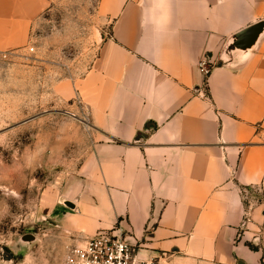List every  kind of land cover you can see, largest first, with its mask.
Returning <instances> with one entry per match:
<instances>
[{"label": "crops", "instance_id": "0c3cea01", "mask_svg": "<svg viewBox=\"0 0 264 264\" xmlns=\"http://www.w3.org/2000/svg\"><path fill=\"white\" fill-rule=\"evenodd\" d=\"M54 1L0 0V53L26 45ZM95 2L98 54L57 86L94 137L67 179L63 231H111L168 264H264V191L242 194L264 189V34L225 56L264 0Z\"/></svg>", "mask_w": 264, "mask_h": 264}, {"label": "rangeland", "instance_id": "374dc122", "mask_svg": "<svg viewBox=\"0 0 264 264\" xmlns=\"http://www.w3.org/2000/svg\"><path fill=\"white\" fill-rule=\"evenodd\" d=\"M97 8L56 0L26 45L0 55V264H61L83 241L62 229L63 194L94 137L57 86L82 78L96 58Z\"/></svg>", "mask_w": 264, "mask_h": 264}, {"label": "built area", "instance_id": "2783aa9c", "mask_svg": "<svg viewBox=\"0 0 264 264\" xmlns=\"http://www.w3.org/2000/svg\"><path fill=\"white\" fill-rule=\"evenodd\" d=\"M30 52L35 48L30 47ZM6 56V53H0ZM216 62L211 57H203L199 62V70L205 80L215 67ZM262 187H246L242 189L244 200L250 203L254 198H260ZM261 199V198H260ZM250 220V212L246 213ZM61 264H161L159 259H142L135 245L127 243L111 231H99L93 236L83 238L68 248Z\"/></svg>", "mask_w": 264, "mask_h": 264}, {"label": "water", "instance_id": "95a60500", "mask_svg": "<svg viewBox=\"0 0 264 264\" xmlns=\"http://www.w3.org/2000/svg\"><path fill=\"white\" fill-rule=\"evenodd\" d=\"M264 34V21H260L242 31L235 34L232 38L229 39L226 48H225V56L227 59L232 58V54H234L238 49L243 48L246 50H251L260 37ZM250 42L249 46L245 48V44ZM243 46V47H241ZM64 204L69 208H75V204L69 200L64 201ZM244 264V263H239Z\"/></svg>", "mask_w": 264, "mask_h": 264}, {"label": "trees", "instance_id": "16d2710c", "mask_svg": "<svg viewBox=\"0 0 264 264\" xmlns=\"http://www.w3.org/2000/svg\"><path fill=\"white\" fill-rule=\"evenodd\" d=\"M252 248L256 249L255 247H252Z\"/></svg>", "mask_w": 264, "mask_h": 264}]
</instances>
